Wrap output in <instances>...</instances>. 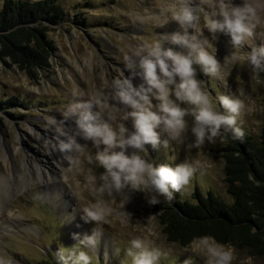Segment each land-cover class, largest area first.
Segmentation results:
<instances>
[{
  "label": "rangeland",
  "instance_id": "rangeland-1",
  "mask_svg": "<svg viewBox=\"0 0 264 264\" xmlns=\"http://www.w3.org/2000/svg\"><path fill=\"white\" fill-rule=\"evenodd\" d=\"M60 4L67 19L47 33L55 47L50 68L39 73L37 80L15 66L2 67L0 72V103L16 97L23 104L10 109L0 104V257L11 264H71L69 253L75 250L87 253L91 264H131L127 255L130 241L139 238L144 243L147 238L144 247L160 253L157 264H208L206 254L196 250L193 242L182 247L167 241L156 212V206L168 200L165 197H159L160 202L153 205L147 193L129 188L124 194L130 198L123 205L124 194L109 196L97 191L104 170L95 160V145L84 138L77 119L91 111L117 129L121 123L131 129V120H122L131 109L117 93L125 81L134 87L144 82L134 50L164 35L187 32L197 35L198 42L221 64L219 78L194 65L197 78L221 111V95L245 102L247 107L237 118V126L258 142L264 124V73L258 81L246 61L232 59L234 55H246L251 47L237 48L229 36L220 33L212 40L203 29L202 13L192 25L181 26L172 19L173 12L184 7L195 12L198 0H60ZM205 37L212 40L215 51L204 43ZM250 39L253 46H264V24ZM163 46L179 50L167 40ZM187 119L191 127L192 118ZM69 137H75L80 151L62 150ZM161 139L168 137L162 133ZM224 144L219 137L215 143L197 144L189 132L182 143L169 141L167 148L161 145L156 149L148 145V153L141 155L155 166L175 167L186 162L193 167L185 189H170L180 200L192 202L198 189L231 204L233 199L224 181V160L216 152ZM58 150L63 156L68 154L61 170L55 166ZM52 151L54 156L50 155ZM100 202L109 209L105 219L86 221L84 210ZM74 215L76 219H72ZM73 221L77 226L71 229ZM92 232L100 237L94 249L80 243ZM234 249L232 264H264V255Z\"/></svg>",
  "mask_w": 264,
  "mask_h": 264
},
{
  "label": "clouds",
  "instance_id": "clouds-1",
  "mask_svg": "<svg viewBox=\"0 0 264 264\" xmlns=\"http://www.w3.org/2000/svg\"><path fill=\"white\" fill-rule=\"evenodd\" d=\"M198 13H202L203 29H207L212 40L220 33L229 36L231 44L237 48L251 47L246 55H234L232 59L246 61L259 81L264 73V46H253L250 38L255 29L264 24V0H241V3L235 0H198L195 12L184 7L173 12L172 19L181 26L192 25L200 18ZM165 40L178 46L179 50L165 48ZM212 40L205 37L204 43L215 51ZM198 41L197 35L175 32L134 50L144 82L134 87L130 81H125L117 93L119 100L131 109L122 116L123 121L131 120V129L124 123L117 129L91 111L78 116L77 124L84 138L95 145V160L104 170L99 175L97 189L101 194L117 196L130 188L147 193L148 202L153 205L160 202L159 197L171 200L173 194L170 189H185L194 169L186 162L175 167L168 164L155 166L147 156L141 155L148 153L146 146L167 148L169 141L182 143L189 132L197 144L205 141L215 143L218 137L225 140L229 133L234 139H242L243 132L237 127V118L247 106L239 97L221 95L218 102L224 111L217 107L203 81L197 78L194 65H200L205 74L219 78L221 64ZM188 117L192 118L191 127ZM110 119L115 120L116 117L111 116ZM162 133L168 139L162 140ZM61 148L80 151L81 145L75 137H69ZM129 148L134 151L129 153ZM92 180L95 183L96 177ZM123 197H126L122 201L125 205L130 197L127 194ZM84 212L86 221L98 222L105 219L109 209L100 202ZM99 241L100 237L92 232L80 243L94 249ZM130 244L127 255L131 257V264H157L160 258L158 250L145 248L139 238L131 240ZM193 244L196 250L206 254L208 264H232L236 258L233 246L222 244L213 236L198 237ZM69 259L71 264H91L90 256L84 251H71ZM0 264H11V261L0 257Z\"/></svg>",
  "mask_w": 264,
  "mask_h": 264
},
{
  "label": "trees",
  "instance_id": "trees-1",
  "mask_svg": "<svg viewBox=\"0 0 264 264\" xmlns=\"http://www.w3.org/2000/svg\"><path fill=\"white\" fill-rule=\"evenodd\" d=\"M66 19L60 0H4L0 5V72L2 67L15 66L37 80L39 73L50 68L55 52L47 33ZM0 104L7 109L23 105L16 97ZM240 129L242 139L229 133L216 151L224 160V181L232 203L198 189L192 202L172 195L156 206L168 242L186 247L208 235L222 244L264 255V124L258 142Z\"/></svg>",
  "mask_w": 264,
  "mask_h": 264
},
{
  "label": "bare ground",
  "instance_id": "bare-ground-1",
  "mask_svg": "<svg viewBox=\"0 0 264 264\" xmlns=\"http://www.w3.org/2000/svg\"><path fill=\"white\" fill-rule=\"evenodd\" d=\"M195 1V0H194ZM65 152H67V151H65ZM69 152V151H68ZM63 153V152H62ZM61 153V151H56V153H55V156L57 157V159L56 160H58V164H56L57 163V161H56V168H59V170H61L62 169V165H63V162H65V161H67V159H68V154H66L65 156H63V154ZM50 155H52V156H54V154H53V151H52V153H50ZM62 157H64V159H63V161H62ZM7 160H6V158H5V162H6ZM8 163V162H7ZM65 165V164H64ZM7 167H9V163L7 164ZM9 170V169H8ZM3 181H4V183L6 182V179L5 178H3L2 179ZM47 180H52V179H47ZM2 182V181H1ZM46 182V181H45ZM72 219H76V216L74 215L73 217H72ZM72 223V225L70 224L69 226H70V228L71 229H73V227H76L77 225H76V221H73V222H71ZM148 239L146 238L145 239V242H144V246L145 247H147V244H148Z\"/></svg>",
  "mask_w": 264,
  "mask_h": 264
}]
</instances>
